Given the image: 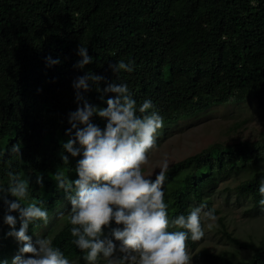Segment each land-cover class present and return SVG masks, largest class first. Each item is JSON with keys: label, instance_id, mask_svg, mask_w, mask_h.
<instances>
[{"label": "trees", "instance_id": "trees-1", "mask_svg": "<svg viewBox=\"0 0 264 264\" xmlns=\"http://www.w3.org/2000/svg\"><path fill=\"white\" fill-rule=\"evenodd\" d=\"M80 45L93 57L83 69L74 67ZM46 58L60 62L49 65ZM120 60L134 61V71L114 73L109 65ZM88 71L105 78L101 89L127 84L137 106L150 99L164 124L249 97L264 112V0H0V182H8L9 170L28 179L29 200L22 203L42 201L49 214L66 198L53 175L77 178L80 157L65 152L64 162L62 143L69 138L68 114L77 108L72 83ZM84 95L106 107L115 94L94 86ZM93 123L103 128L106 121L94 116ZM13 144L21 145L20 158L11 152ZM262 162L264 131L254 140L214 141L173 162L164 183L170 217L188 215L193 201L210 208L220 180L234 173L245 176L237 193L253 208L264 207ZM6 209L0 200V260L15 249L3 223ZM10 214L18 230L19 213ZM68 214L49 239L69 260L88 264L71 242ZM40 223H30L27 234ZM220 232L248 255H205L223 264H264V237L241 240L224 223Z\"/></svg>", "mask_w": 264, "mask_h": 264}, {"label": "clouds", "instance_id": "clouds-1", "mask_svg": "<svg viewBox=\"0 0 264 264\" xmlns=\"http://www.w3.org/2000/svg\"><path fill=\"white\" fill-rule=\"evenodd\" d=\"M77 54L81 59L74 67L83 69L93 62L87 47L80 45ZM46 60L49 65L60 62ZM134 66L132 60L109 65L114 73H130ZM104 79L91 71L74 79L77 108L68 114L70 127L65 134L69 138L62 143L61 159L68 162L69 155L80 157L75 166L77 178L72 180L62 171L52 177L70 201L67 222L71 225V242L88 264H98L101 259L106 264H192L188 241L204 237V221L217 219L215 209L201 203L188 215L170 217L164 192L169 161L164 159L158 172L145 175L142 171L149 163L148 153L157 147L164 118L153 110L150 99L137 106L127 84L108 83L101 89ZM94 86L98 92L115 94L107 98L106 107L89 103L84 95ZM94 116L106 121L103 128L93 123ZM20 148V144L11 146V152L19 158ZM7 175V184L0 185V200L7 205L3 223L10 228L7 235L22 245L11 264H72L51 239L32 242L27 234L29 224L39 221L47 226L49 212L39 206L42 201L22 203L29 200V180L11 170ZM36 182L42 186L43 177L38 176ZM259 193L264 205V183ZM6 195L16 199L8 200ZM12 212L19 213L18 230ZM207 227L211 229L212 223ZM106 228H110L111 238L105 235ZM0 264L8 261L0 260Z\"/></svg>", "mask_w": 264, "mask_h": 264}, {"label": "rangeland", "instance_id": "rangeland-1", "mask_svg": "<svg viewBox=\"0 0 264 264\" xmlns=\"http://www.w3.org/2000/svg\"><path fill=\"white\" fill-rule=\"evenodd\" d=\"M262 131H264V112L255 97H249L243 101L214 104L205 111L164 124L157 136V147L148 153L149 163L143 166L142 171L145 175H149L153 173V170L159 171V166L164 159H167L171 165L214 141L254 140ZM249 163L251 164V161ZM261 165L264 167V162ZM244 178V175L234 173L218 183L217 190L211 195L210 205L211 209H215L217 219L214 222L204 221V237L194 242V246L188 243L192 264H223L205 255L206 251L224 253L228 256L248 255L247 249L238 247L221 235L222 223L233 236L241 240L256 241L264 237V207L253 208L252 202L243 198L235 190L237 184ZM6 184L7 181L0 182V185ZM200 204L198 201H193L192 209ZM70 207V201L65 198L50 212L48 225L44 226L40 223L29 234L32 242L35 244L39 238L49 239L50 234L61 225L62 216L70 210ZM208 223H212L211 229L207 227ZM173 230L177 229H170V231ZM105 235L110 237V232H105ZM11 239L15 249L7 260L8 264H11L12 257L22 246L14 237ZM70 261L76 264L75 260ZM98 264H106V262L101 259Z\"/></svg>", "mask_w": 264, "mask_h": 264}]
</instances>
